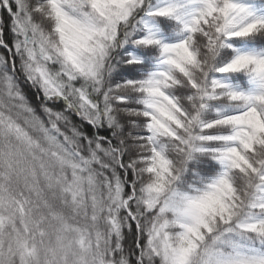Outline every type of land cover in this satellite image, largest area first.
I'll use <instances>...</instances> for the list:
<instances>
[{
    "label": "snow or ice",
    "instance_id": "6c2138e0",
    "mask_svg": "<svg viewBox=\"0 0 264 264\" xmlns=\"http://www.w3.org/2000/svg\"><path fill=\"white\" fill-rule=\"evenodd\" d=\"M0 264H264V0H0Z\"/></svg>",
    "mask_w": 264,
    "mask_h": 264
},
{
    "label": "trees",
    "instance_id": "16d2710c",
    "mask_svg": "<svg viewBox=\"0 0 264 264\" xmlns=\"http://www.w3.org/2000/svg\"><path fill=\"white\" fill-rule=\"evenodd\" d=\"M0 51H2V50H0Z\"/></svg>",
    "mask_w": 264,
    "mask_h": 264
}]
</instances>
